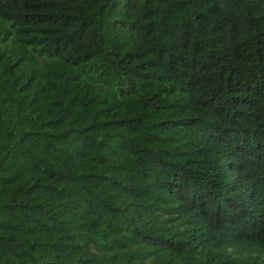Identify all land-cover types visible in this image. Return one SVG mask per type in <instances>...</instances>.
I'll return each instance as SVG.
<instances>
[{
  "label": "trees",
  "instance_id": "16d2710c",
  "mask_svg": "<svg viewBox=\"0 0 264 264\" xmlns=\"http://www.w3.org/2000/svg\"><path fill=\"white\" fill-rule=\"evenodd\" d=\"M0 264H264V0H0Z\"/></svg>",
  "mask_w": 264,
  "mask_h": 264
}]
</instances>
